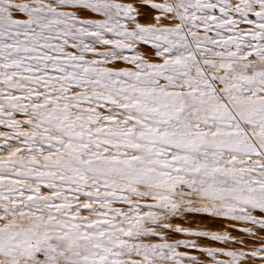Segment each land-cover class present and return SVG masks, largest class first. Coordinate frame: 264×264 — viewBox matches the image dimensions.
Returning a JSON list of instances; mask_svg holds the SVG:
<instances>
[{
    "label": "snow or ice",
    "instance_id": "6c2138e0",
    "mask_svg": "<svg viewBox=\"0 0 264 264\" xmlns=\"http://www.w3.org/2000/svg\"><path fill=\"white\" fill-rule=\"evenodd\" d=\"M0 264H264V0H0Z\"/></svg>",
    "mask_w": 264,
    "mask_h": 264
}]
</instances>
